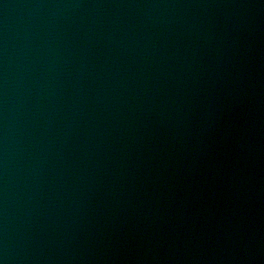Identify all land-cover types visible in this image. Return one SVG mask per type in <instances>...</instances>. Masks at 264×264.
Instances as JSON below:
<instances>
[{"label": "water", "instance_id": "obj_1", "mask_svg": "<svg viewBox=\"0 0 264 264\" xmlns=\"http://www.w3.org/2000/svg\"><path fill=\"white\" fill-rule=\"evenodd\" d=\"M0 264H264V0H0Z\"/></svg>", "mask_w": 264, "mask_h": 264}]
</instances>
